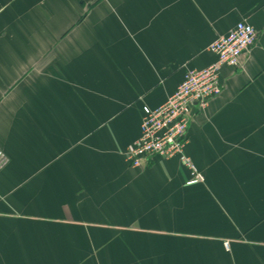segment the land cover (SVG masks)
I'll return each instance as SVG.
<instances>
[{"label": "crops", "instance_id": "0c3cea01", "mask_svg": "<svg viewBox=\"0 0 264 264\" xmlns=\"http://www.w3.org/2000/svg\"><path fill=\"white\" fill-rule=\"evenodd\" d=\"M240 21L256 44L191 116L205 181L131 166L143 107ZM0 149V264H264V0H0Z\"/></svg>", "mask_w": 264, "mask_h": 264}, {"label": "built area", "instance_id": "2783aa9c", "mask_svg": "<svg viewBox=\"0 0 264 264\" xmlns=\"http://www.w3.org/2000/svg\"><path fill=\"white\" fill-rule=\"evenodd\" d=\"M258 40V32L247 21H240L227 34L213 41L209 50L216 60L203 69H190L176 91L165 102L156 106H144L141 133L128 153L133 167L142 166L154 157L179 158L188 168V184L203 183L205 175L186 153L188 132L194 106L204 108L210 100L222 93L220 71L223 67L237 68L243 55ZM8 157L0 149V169ZM228 247L229 242H225Z\"/></svg>", "mask_w": 264, "mask_h": 264}]
</instances>
